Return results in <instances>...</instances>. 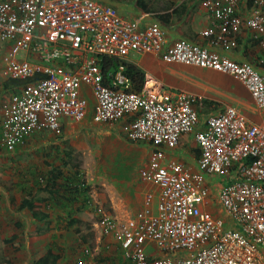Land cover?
Instances as JSON below:
<instances>
[{"label":"built area","instance_id":"obj_1","mask_svg":"<svg viewBox=\"0 0 264 264\" xmlns=\"http://www.w3.org/2000/svg\"><path fill=\"white\" fill-rule=\"evenodd\" d=\"M241 1L205 0L213 21L201 34L211 36L212 45L234 48L229 29L244 27L264 52V0H247L244 17L236 14ZM9 42L38 58L20 60L8 53L3 76L31 77L40 71L47 77L0 100L5 151L33 133L48 131L59 138L65 123H80L88 107L84 87L94 101L93 123L131 117L126 139L152 145L139 177L159 190L155 214L139 211L122 221L102 215L95 224L100 236L118 240L129 264H264V53L239 63L199 43L180 39L168 44L159 25L140 26L95 0H1L0 45ZM131 52L233 77L261 111V119L250 121L225 105L197 129V99L191 93L148 82L134 92L123 66L110 75L102 72L101 57L125 60ZM188 134L198 150V171L164 160V151L175 149ZM206 175L224 180L218 200L230 224L204 209ZM146 196L149 201L150 194ZM148 246L154 247L153 255ZM90 252L83 248L86 258L79 264H88Z\"/></svg>","mask_w":264,"mask_h":264},{"label":"crops","instance_id":"obj_2","mask_svg":"<svg viewBox=\"0 0 264 264\" xmlns=\"http://www.w3.org/2000/svg\"><path fill=\"white\" fill-rule=\"evenodd\" d=\"M95 1L115 7L117 12L122 17L138 20L140 22V26L148 24L159 25L166 35L168 44L180 39L199 43L211 50L217 51L220 55H223L239 63L252 61L254 58V51L257 52V56H262L264 53L257 41L254 39L252 33L244 27L229 29V39L235 41L236 43L234 48H221L219 46L210 44L212 37H205L201 34L205 29L211 28L213 21L211 13L206 9L204 4L205 0H165L171 3V5L166 9L158 8L154 9V11L140 8V6L136 4L135 0L122 1L120 3L110 0ZM145 1L147 2V6L152 7L154 5L153 3L158 0ZM212 1L217 2L218 4L222 3V0ZM159 2L163 1L159 0ZM249 7L250 1L242 0L241 3L236 7V14L240 17L246 16ZM17 48L13 42L0 45V91L3 93H9L4 91L1 85L2 81L8 78L3 76L6 55L8 53L14 52L17 59H27L28 61L36 60V55H34V53H30L31 51H19ZM125 60L139 67L144 72L146 82H148L149 85H158L164 88L172 89L179 88L194 95L197 99L196 110L200 120L199 127H197V129L203 128L205 119L208 116L214 115L221 111L225 105L237 108L250 121L257 122L261 119L262 113L255 107L248 92L244 89V87H242L240 83L230 79L228 75L209 69H202L174 63H165L161 60L159 55L153 54H138L131 52ZM59 64H62L60 60ZM172 64L173 66H171ZM232 84L235 85L236 89L232 88ZM82 93L86 95L89 101V108L87 107L85 119L77 124L69 122L65 123L63 128L65 137H67V134L73 135V132L76 134H79V132L82 134H89V131L86 128L88 125H90L89 128L92 129L90 134L92 135V142L94 145L97 143L100 145V147L102 146L103 149L111 152L113 151V153L117 149L122 150V156L120 160L113 164L115 167H117L115 169L114 180L116 182L120 181L118 185L120 184L121 187V183L123 181L126 183L129 181L130 184L127 183L126 185H131L133 192L118 193V195L127 198L129 200V205L138 211L143 210L147 216L154 215L156 211V203L159 197V190L156 185L142 180L134 171L131 172V175L128 178L125 179H121L118 172L123 166L126 168L128 166L136 167L135 165H137L139 161L147 157L148 152L152 149V145L145 141L131 143V141L126 139V130L128 129L127 124L129 125L131 117L126 118L127 121L124 120L111 124H93L91 122V112L94 101L91 96V92L89 89L84 87L82 88ZM87 122H89V124ZM122 122H125L126 126L125 128L121 129ZM69 131L71 133H69ZM38 133H44V131ZM47 133L50 134L49 132ZM123 137L127 141L126 143L123 140ZM27 140H29V138H27L25 142ZM86 147L89 148L87 145ZM18 149H20V147ZM76 150L81 152V149L78 147ZM197 158L198 152L193 139V134L187 135V138L181 147L177 146L175 149H167L164 151V160L166 162L176 161L182 163L192 171H198L196 165ZM1 160L2 158H0V164ZM53 167L57 170H60L62 174H65L63 166L56 167V164H54ZM220 179L222 181V184H220L221 187L224 183V180L223 178ZM20 183L23 184V182L17 180L16 184L18 186ZM24 184H26V182ZM10 187L11 186H8L6 189L10 192L9 194L13 196V199L12 196L8 195L4 186L0 187L1 263L7 261L6 264H29V262L30 264H35V260L42 257L48 249H51L53 253L60 254L57 264H75L80 257H83L82 246L84 247V243L86 242L81 243L80 238L78 239L79 244L76 245H69L68 241H66L63 246L61 245V252L55 251L52 243L49 247L45 243H41L40 245L39 241H36V239L33 237L45 236V239L51 238L53 237V235H50L52 230L49 229L47 231L50 234H39L36 232V230L39 228V223L41 222L36 221L29 211L19 210V204L23 197L22 191L21 193H13L12 191H14V188L11 190ZM220 187L218 189V193ZM208 188L209 195L206 199L204 209L212 214V216H223L225 221L230 224L228 219L223 214V210L220 206L218 198H214L212 196L210 187ZM147 194H150V199L152 201L151 204L145 203V196ZM121 201L123 202L121 207H126V209L124 208L123 211L131 212L129 205L122 199ZM213 203L215 204V209ZM36 208H39L41 211L44 210L42 204H36ZM51 209L49 208L45 211L49 212ZM27 214H29L32 218L31 221L22 220L23 217L26 218L25 216ZM11 218L14 219V222L10 221ZM96 236L97 237L94 241H87V243H91L90 246L95 245V249L99 250L100 248V254H102V256L100 255L101 257H98L94 260L95 263L93 264H129L128 261L121 255L119 242L117 239H114L110 236L100 237L99 234ZM26 238H28L29 241ZM102 243L104 245H102ZM101 250L103 251L101 252ZM146 250L149 255L154 254L153 246H148ZM72 253L73 255H71ZM262 253L264 254V251H262ZM74 254L77 256V258L74 256ZM106 254L110 255L106 256ZM31 256L33 258H31ZM97 259L99 260L96 261ZM80 261L81 259L78 261V264ZM90 264L92 263L90 262Z\"/></svg>","mask_w":264,"mask_h":264},{"label":"rangeland","instance_id":"obj_3","mask_svg":"<svg viewBox=\"0 0 264 264\" xmlns=\"http://www.w3.org/2000/svg\"><path fill=\"white\" fill-rule=\"evenodd\" d=\"M253 55L254 57H256L258 54L254 51ZM171 66H173V64ZM228 77L236 81L233 77ZM232 88L236 89L234 84H232ZM9 93H3L0 91V100L6 98ZM87 123L89 124V122ZM125 126L126 123L122 122L121 129L125 128ZM89 127L90 125H88V127L86 128L89 131V134H82L81 132H79V134H76L75 132H73V135H69L66 133L67 137H65V134L63 133V135L59 138H56L50 132V134H48L47 131H45L44 133H36L28 137L29 140H27L26 142L24 141L22 144H20V149H18L19 147H17L18 150L16 149L12 152H6L0 145V158H2L0 164V187L4 186L6 189V187L11 186L12 188H14V191H12L13 193H21L22 188L28 190L29 188L35 189L38 185L41 187L43 182H40V180L44 179V175H46L47 171L49 170V165H51V163L52 168H54V164H56V167L63 166L65 173H69L70 170L68 166L64 165L65 162L70 166L78 165L79 170L82 173L83 180L89 187L88 199L92 200L93 205L88 204V206H86L79 214L76 215V218L81 221V223L79 222L76 225L69 227L68 229L63 228L65 225L64 217H66L67 215V209L53 207L51 210H49L50 217L48 218L50 222L48 226L49 229L52 230V233L50 234L49 232H45V234L49 233L50 235H53V237L47 239H45V236L33 237L34 239H36V241H39L40 245L41 243H45L49 247L52 243L54 250L58 252H61L62 246L66 241H68L69 245L79 244V238L76 235L75 228L83 230V235L91 233L92 238L87 241H94L97 237L96 235L99 234V230L95 226L96 221L99 217H101L102 215H111L113 217H117V220L122 221L125 217L131 216L138 211L137 209L129 205V200L127 198L118 195V193L133 192L132 186L126 185L127 183L130 184V182L128 181L126 183L123 181L121 183V187L120 184L118 185L120 181L116 182L114 180L115 169L117 167H115L113 164L116 161L120 160L122 156V150L117 149L113 153V151L111 152L103 149V147H100V145H98L97 143L96 145H94L92 142V135L90 134L92 129H90ZM69 133L71 132L69 131ZM123 140L125 141V143L127 142L124 137ZM86 145L89 146V148L86 147ZM77 147L81 149V152L76 150ZM66 151L71 152L70 156H67L65 154ZM145 161L146 160L144 159L139 161L137 165H135L136 167H121L118 171L121 179L128 178L133 171L136 172V174L139 176V170L144 165ZM220 178V176L216 175L210 177L208 175L205 176V181L208 184V187H210L212 196L214 198H218V189L220 187V184H222ZM17 180L23 182V184L20 183V185L18 186L16 184ZM37 180H39L40 183L37 184ZM25 182L26 184H24ZM15 185L17 186L14 187ZM7 193L9 196H12L11 194H9L10 192L8 190ZM121 199L129 205V207L131 208V212L123 211L124 208L126 209V207H121L123 203ZM148 203H152L151 199ZM214 205L215 204L213 203V206ZM25 217L26 218L23 217V221H31L32 219L29 214H27ZM213 217L222 218L223 220H225L223 216ZM10 221L14 222V219L11 218ZM46 226L47 224L44 220L39 223L38 227L41 229L45 228ZM28 238L26 239L29 241ZM84 244H88L89 248H92H90L91 252L88 259V264H90V262L92 264L95 263L94 260L102 256V254H100V248L99 250L95 249V245L90 246V242H86ZM102 245L104 244L102 243ZM102 251L103 250H101V252ZM71 255H73V253ZM108 255L110 254H106V256ZM74 256L77 258L75 254ZM31 258L33 257L31 256ZM80 259L81 257L79 258V260ZM79 260H77V264ZM98 260L99 259H97L96 261Z\"/></svg>","mask_w":264,"mask_h":264},{"label":"trees","instance_id":"obj_4","mask_svg":"<svg viewBox=\"0 0 264 264\" xmlns=\"http://www.w3.org/2000/svg\"><path fill=\"white\" fill-rule=\"evenodd\" d=\"M116 3H120L122 1H130V0H110ZM133 1V0H132ZM163 2L156 1L154 2L152 7L147 6V2L145 0H135L136 4L140 6V8L144 10H152L154 9H166L171 5L168 1L162 0ZM115 8V7H113ZM101 70L105 75L113 74L117 71L119 66H123L122 73L128 78L130 83L131 91H140L145 83V74L144 72L134 64L127 62L126 60H122L115 57L103 56L100 58ZM47 75L43 72H35L31 77H23V78H11L3 80L1 85L4 91L8 92H16L19 88H22L29 83L36 82L46 78ZM132 119H130L131 121ZM187 135L182 137L179 140L178 146L181 147L185 142ZM198 152V150H197ZM70 151H66L65 154L70 156ZM65 166L69 167V173L66 175L62 174L60 170L56 168H52V165H49V170L46 175H44L45 185L37 188H29L26 190L22 188V199L19 204V210H27L32 215V217L38 221H46L47 226L45 228H38L36 230L37 233H45L49 230V220L50 213L45 211L51 207H59L66 208L67 215L64 217L65 225L63 228L68 229L71 226L76 225L77 223H81L76 218V215L79 214L86 206L88 201V191L89 187L85 184L84 180L81 179L82 173L79 170L78 165H68L65 162ZM74 167V168H72ZM63 179V181H62ZM37 184L39 180H37ZM12 187H10L11 189ZM36 204H42L44 210H40L36 208ZM76 206V207H75ZM75 232L78 238H80V242H87L88 239L92 238V234L88 233L83 235V230L75 228ZM60 258V254L53 253L51 249H48L46 253L35 260V264H57L58 259ZM7 261L0 264H6ZM77 264V263H76Z\"/></svg>","mask_w":264,"mask_h":264},{"label":"clouds","instance_id":"obj_5","mask_svg":"<svg viewBox=\"0 0 264 264\" xmlns=\"http://www.w3.org/2000/svg\"><path fill=\"white\" fill-rule=\"evenodd\" d=\"M145 83H146V82H145ZM145 83H144V84H145ZM7 92H8V91H7ZM10 93H13V92H10ZM123 121H124V120H123ZM125 121H127V120L125 119ZM91 122H92V119H91ZM118 122H121V121H118ZM92 123H93V122H92ZM114 123H116V122H114ZM94 124H95V123H94ZM121 124H122V123H121ZM63 128H64V126H63ZM63 131H64V130H63ZM44 132H45V131H44ZM47 132H48V131H47ZM50 133H51V132H50ZM33 134H36V133H33ZM33 134H31V135H33ZM31 135L27 136V137L22 141V143H23L28 137H30ZM62 135H63V134H62ZM0 139H1V134H0ZM22 143H21V144H22ZM0 145H1V143H0ZM19 145H20V144H19ZM19 145H17V146H19ZM17 146H16V147H17ZM177 146H178V145H177ZM1 147H2V146H1ZM16 147H15V149H16ZM2 149H3V148H2ZM15 149H14V150H15ZM3 150H4V149H3ZM14 150H13V151H14ZM6 152H7V151H6ZM11 152H12V151H11ZM67 173H68V172H67ZM64 175H66V173H65ZM81 179L83 180V177H81ZM40 182H43V184L41 185V186L43 187V186L45 185V180H42V179H41ZM40 182H39V183H40ZM146 197H147V196H145V203H148V202L150 201V198H149V201H147V198H146ZM88 204H89V205H93L91 199H88V201H87V206H88ZM96 208H97V207H96ZM139 211H143V210H139ZM139 211H137V212H139ZM137 212H136V213H137ZM143 212H144V211H143ZM136 213H135V214H136ZM144 213H145V212H144ZM135 214H133V215H135ZM145 214H146V213H145ZM133 215H131V216H133ZM98 219H99V218H98ZM98 219H97V221H98ZM97 221H96V222H97ZM99 236H100V235H99ZM100 237H102V236H100ZM84 247H89V246L86 244ZM84 247H83V248H84ZM90 251H91V249H90ZM82 256H83V257H81V259H82V258H86V257L83 255V249H82Z\"/></svg>","mask_w":264,"mask_h":264}]
</instances>
